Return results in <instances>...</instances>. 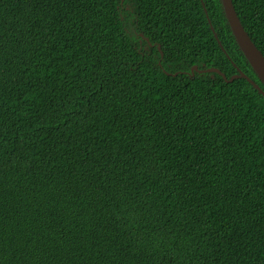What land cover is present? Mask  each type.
<instances>
[{
    "label": "trees",
    "instance_id": "16d2710c",
    "mask_svg": "<svg viewBox=\"0 0 264 264\" xmlns=\"http://www.w3.org/2000/svg\"><path fill=\"white\" fill-rule=\"evenodd\" d=\"M193 66L264 92L218 0H0V264H264V99Z\"/></svg>",
    "mask_w": 264,
    "mask_h": 264
},
{
    "label": "water",
    "instance_id": "95a60500",
    "mask_svg": "<svg viewBox=\"0 0 264 264\" xmlns=\"http://www.w3.org/2000/svg\"><path fill=\"white\" fill-rule=\"evenodd\" d=\"M218 1L220 4V8H221L223 17L225 19L226 25L229 28V31L235 41V44L238 50L243 55L245 61L250 66L254 75L264 85V57L263 55L254 45L248 33L245 31L244 27L242 26L240 19L237 16L236 11L233 7L232 1L231 0H218ZM211 30L213 32L214 37L217 40V43L220 45V42L217 39V36L214 33L212 27H211ZM140 37L143 38L141 34H140ZM144 40L148 42L147 38H144ZM148 45L150 46V43H148ZM160 55L162 56L161 53ZM194 72L198 74L215 73L221 76L225 82H231L237 78H244L245 80H247V82H249L252 85V87L264 99V92L260 89V87L256 83H254L251 79H249L246 75H244L239 69H237V74L232 75L229 79H227L225 75L216 68L198 69L197 66H193L190 69V76L193 75ZM173 75H176V74H173Z\"/></svg>",
    "mask_w": 264,
    "mask_h": 264
},
{
    "label": "clouds",
    "instance_id": "9594fccd",
    "mask_svg": "<svg viewBox=\"0 0 264 264\" xmlns=\"http://www.w3.org/2000/svg\"><path fill=\"white\" fill-rule=\"evenodd\" d=\"M150 46H151V44H150ZM253 72V71H252ZM245 75V74H244ZM255 83V82H254Z\"/></svg>",
    "mask_w": 264,
    "mask_h": 264
}]
</instances>
